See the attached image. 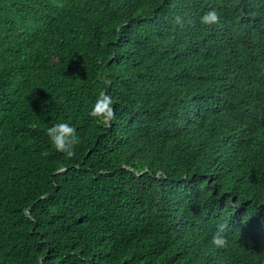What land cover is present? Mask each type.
<instances>
[{"label": "trees", "instance_id": "1", "mask_svg": "<svg viewBox=\"0 0 264 264\" xmlns=\"http://www.w3.org/2000/svg\"><path fill=\"white\" fill-rule=\"evenodd\" d=\"M252 32L264 0H0V264H264Z\"/></svg>", "mask_w": 264, "mask_h": 264}, {"label": "clouds", "instance_id": "2", "mask_svg": "<svg viewBox=\"0 0 264 264\" xmlns=\"http://www.w3.org/2000/svg\"><path fill=\"white\" fill-rule=\"evenodd\" d=\"M218 20V14L215 10H208L200 17L202 24L215 23ZM178 24L182 23L180 17H176ZM251 39L256 43L257 47L264 48V32L258 33L252 32ZM111 98L101 93L98 97L90 115L93 117H99L104 121L111 119L113 116L111 108ZM46 135L50 145L60 153H64L67 157L71 158L75 154V146L81 141L80 136L77 134V129L69 122H58L46 129ZM48 155L47 151L43 153ZM225 230V224H220L217 230L212 233L210 238V244L214 247H222L225 244V238L223 232Z\"/></svg>", "mask_w": 264, "mask_h": 264}]
</instances>
